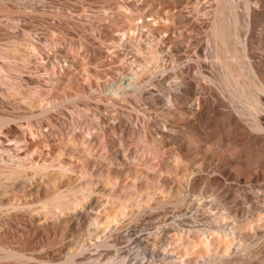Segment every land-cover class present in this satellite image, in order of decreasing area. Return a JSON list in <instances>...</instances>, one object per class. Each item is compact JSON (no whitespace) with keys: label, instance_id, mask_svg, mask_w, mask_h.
Listing matches in <instances>:
<instances>
[{"label":"bare ground","instance_id":"obj_1","mask_svg":"<svg viewBox=\"0 0 264 264\" xmlns=\"http://www.w3.org/2000/svg\"><path fill=\"white\" fill-rule=\"evenodd\" d=\"M212 1L202 53L196 47L185 59H166L162 49L143 48L129 34L138 57L128 81L105 83L107 100L128 101L138 110V120L129 128L130 155L144 161L147 171L118 182L105 171L83 170L75 178L60 158H0V264H80L78 255L92 240L111 246L118 239H132L146 255L164 259L160 264H264V55H257L264 50V17L258 15L264 0ZM14 6L33 10L40 4L0 0V33L12 37L0 40V93L46 109L45 98L18 75L21 66L40 58L41 46L20 25ZM157 6L144 15H154L163 24L161 31L172 28L167 44L176 45L183 33L166 23L173 22L174 13L168 4ZM133 26L130 22L121 28L120 44ZM57 43L54 38L46 42ZM186 63L199 80L187 81L180 97L177 89L184 82L173 79ZM169 69L173 72L163 75ZM151 86L158 88L157 95ZM146 95L154 104L136 105ZM35 115L34 110L0 112V132L12 120ZM210 128L220 139H205ZM206 155L216 161L206 162ZM246 171L250 177L241 176ZM66 194L74 204L63 199ZM189 202L208 211L195 213L189 222L181 220L176 208ZM150 210L149 227L128 225Z\"/></svg>","mask_w":264,"mask_h":264},{"label":"rangeland","instance_id":"obj_2","mask_svg":"<svg viewBox=\"0 0 264 264\" xmlns=\"http://www.w3.org/2000/svg\"><path fill=\"white\" fill-rule=\"evenodd\" d=\"M34 1H38L40 6L33 10L29 8L23 10L17 6L12 8L17 10L14 11L15 14L21 15L20 25L30 29L31 38L33 37V40L41 46V48L39 46L41 50L39 52L42 56L35 64L21 66L18 75L23 79L24 84L28 85L27 87L33 88L41 100L45 98L47 105L45 110L40 109L45 106L33 108L32 104L6 99L0 93V112L17 114L34 110L37 114L31 119L12 120L5 127V132H0V158H26L30 161L32 157L39 161L46 159L48 162L60 158L67 167L66 172L71 173L75 178L83 176L81 172L83 170L95 173L109 172L118 182L141 175L149 167L144 161L130 155L134 145L129 128L138 120V110L128 101L122 100L115 104L107 100L104 94L110 89H106L105 83L110 84V81L117 79H122L123 82L128 81L132 62L138 57L135 52L136 46H133L132 39L128 37L129 34L130 36L134 34L138 38L136 42H140L143 48L154 45L156 50L162 49V55L166 59L171 55L185 59L189 53H195L193 51L196 47V50L202 53L205 41L204 31L209 21L207 12L213 1ZM158 2L168 4L169 9H172L174 13L173 22L166 21V23L173 24L180 29H178L179 33H183L176 40V45L172 44L168 47L167 44L174 35L171 34L172 28L169 31H161L163 24L154 20V15H144L154 11V8L158 7ZM19 8L20 11H18ZM261 10L258 12L260 18L262 15L264 17V6ZM125 22L126 24L131 22L134 28H131L130 33L125 35L124 41L120 44L118 37L123 34L121 28L126 25ZM149 22H152L153 26H149ZM134 29L135 32H133ZM9 36L7 33H0V40L7 41ZM53 38L57 39L58 43L54 46L47 45L46 42ZM198 43L201 45L198 46ZM262 50L260 48L257 51L258 56L264 55ZM258 56L257 59L262 57L258 58ZM169 63L170 60L167 64ZM181 67L180 77L173 79L184 82L177 89L180 97L184 95L181 87L187 81L191 79L195 83L199 80L198 73L193 67H188V63ZM50 70L56 73L52 75ZM168 72L173 70L169 69L163 75ZM156 78L154 79L157 80ZM166 82L168 85L171 83L170 80ZM98 87L101 89L105 87V92L96 90ZM150 88H155L156 95L159 93L155 86ZM54 95L56 98L52 97ZM45 96L51 98L47 97V100ZM144 102L147 104H143ZM195 102L194 100L193 103ZM135 103L142 108L154 104L150 95H146L144 99L135 100ZM41 110L43 111L40 112ZM166 114L168 116L165 117L172 115V113ZM204 136L208 142L220 139L215 128L205 130ZM126 147L128 153L124 154L123 150ZM209 156H204L203 160L208 163L216 161ZM109 157H112V160ZM241 176L250 177L251 173L246 171ZM80 180L81 178L78 181ZM63 199L74 204L73 196L69 197L66 194ZM151 210L150 213L145 211L140 219L131 221L128 225L138 229L144 226L149 227L152 220ZM176 211H180L178 218L181 217V220L189 222L190 219L195 218V213L204 214L208 210L207 206L189 202V205L178 206ZM116 240L112 239V243ZM94 241L92 240L93 244H89L78 255L80 264L91 262L94 264H160L164 261L159 256L146 255L143 246H137L132 239H118L117 245L111 246L99 245ZM156 246L161 248L162 243H157Z\"/></svg>","mask_w":264,"mask_h":264}]
</instances>
